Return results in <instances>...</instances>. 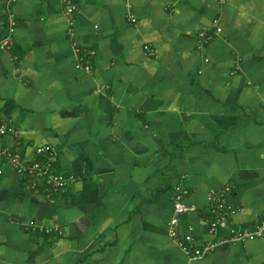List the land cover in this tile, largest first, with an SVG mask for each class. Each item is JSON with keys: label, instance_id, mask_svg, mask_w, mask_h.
<instances>
[{"label": "crops", "instance_id": "crops-1", "mask_svg": "<svg viewBox=\"0 0 264 264\" xmlns=\"http://www.w3.org/2000/svg\"><path fill=\"white\" fill-rule=\"evenodd\" d=\"M74 3L16 0L0 48V125L74 179L47 199L3 166L0 264H264V237L228 240L264 216V0ZM219 190L236 212L211 233ZM188 232L219 244L191 260Z\"/></svg>", "mask_w": 264, "mask_h": 264}, {"label": "built area", "instance_id": "built-area-1", "mask_svg": "<svg viewBox=\"0 0 264 264\" xmlns=\"http://www.w3.org/2000/svg\"><path fill=\"white\" fill-rule=\"evenodd\" d=\"M228 0H220L225 3ZM16 0H0V27L5 26V31L0 38V48L7 52L13 45V34L16 27V19L13 11V5ZM64 11L67 15H72L76 10L74 0H63ZM2 12L6 19H2ZM134 21V19H132ZM216 29L213 32L216 35L219 32L217 20L213 23ZM0 28V30H1ZM202 42H207L213 38L212 34L204 31L200 33ZM0 136L11 137L13 142L5 145L0 143V175L3 174V166L8 164L14 173L22 177L27 185L36 191H39L47 199H53L58 195L64 194L74 182L70 176H66L58 166L59 154L55 147L51 145H41L35 149V157L27 160L19 150L20 135L18 129L9 121L0 125ZM184 191L176 188L174 199V217L171 220L170 236L177 235L176 227L180 223V217L189 210L185 200ZM210 202L212 204V217L209 221L210 232H215L221 225L228 222L230 217L236 212L235 208L229 202L227 191L219 190L211 193ZM264 237V216L255 228L250 231H234L228 238L232 242L248 241ZM185 244H182L183 250L189 255L191 260L203 259L208 253L213 251L219 242L208 241L200 247L192 245V235L190 232L184 235Z\"/></svg>", "mask_w": 264, "mask_h": 264}, {"label": "trees", "instance_id": "trees-1", "mask_svg": "<svg viewBox=\"0 0 264 264\" xmlns=\"http://www.w3.org/2000/svg\"><path fill=\"white\" fill-rule=\"evenodd\" d=\"M2 19L3 20H5L6 19V16H5V14L2 12ZM1 28V27H0ZM5 31V26L4 27H2L1 28V30H0V38H1V36H2V34H3V32ZM212 36L214 37V34H212ZM13 46V45H12Z\"/></svg>", "mask_w": 264, "mask_h": 264}]
</instances>
